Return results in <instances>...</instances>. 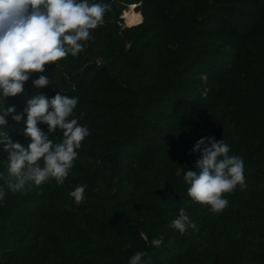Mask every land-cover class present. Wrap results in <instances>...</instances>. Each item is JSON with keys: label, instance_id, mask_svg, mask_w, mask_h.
<instances>
[{"label": "trees", "instance_id": "obj_1", "mask_svg": "<svg viewBox=\"0 0 264 264\" xmlns=\"http://www.w3.org/2000/svg\"><path fill=\"white\" fill-rule=\"evenodd\" d=\"M103 2L84 50L26 82L29 96L41 74L51 84L40 92L78 96L74 117L91 134L63 185L6 189L0 264H128L138 251L152 264H264V0ZM122 14L140 19L122 28ZM7 99L23 111L24 96ZM208 136L245 165L247 189L223 194L219 213L191 202L183 181ZM78 185L80 204L69 196ZM185 200L196 229L180 234L169 225Z\"/></svg>", "mask_w": 264, "mask_h": 264}, {"label": "clouds", "instance_id": "obj_2", "mask_svg": "<svg viewBox=\"0 0 264 264\" xmlns=\"http://www.w3.org/2000/svg\"><path fill=\"white\" fill-rule=\"evenodd\" d=\"M110 5L103 0H0V203L7 192L17 193L54 179L63 185L79 156L78 150L90 130L74 117L79 97L57 92L49 97L39 90L50 85L41 74L31 80L34 92H25L26 82L34 73H43L45 65L77 57L90 38V30L102 24ZM24 96L25 107L17 112L9 97ZM8 117L29 140L26 145L14 141ZM46 125V131L39 125ZM59 131V140L50 138ZM231 148L223 139L208 136L199 139L189 155L199 153L194 169L184 172L187 197L193 203L208 206L212 213L224 210L229 201L223 197L239 186L247 189L244 160L230 155ZM85 185L69 193L76 204L85 199ZM7 189V192H6ZM170 228L185 234L196 229L185 200ZM163 241L154 238V248ZM147 253L136 252L128 264H152Z\"/></svg>", "mask_w": 264, "mask_h": 264}, {"label": "rangeland", "instance_id": "obj_3", "mask_svg": "<svg viewBox=\"0 0 264 264\" xmlns=\"http://www.w3.org/2000/svg\"><path fill=\"white\" fill-rule=\"evenodd\" d=\"M136 12V10H135V8H129V9H127L126 10V12ZM124 13V12H123ZM139 13V12H138ZM123 15L124 14H122V16H121V18H123V20H124V24L126 25V27H131V26H134V25H130V24H133V23H135V22H137L139 19H140V17L137 15V14H135V15H133V17H132V19L129 21V25L127 24V19L126 18H124L123 17ZM135 25H137V24H135Z\"/></svg>", "mask_w": 264, "mask_h": 264}, {"label": "built area", "instance_id": "obj_4", "mask_svg": "<svg viewBox=\"0 0 264 264\" xmlns=\"http://www.w3.org/2000/svg\"><path fill=\"white\" fill-rule=\"evenodd\" d=\"M130 7H131V8H135V5H132V6H130ZM124 12H125V11H124ZM120 26H121L122 28L126 27V25H125L124 23H121Z\"/></svg>", "mask_w": 264, "mask_h": 264}]
</instances>
